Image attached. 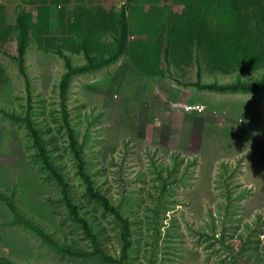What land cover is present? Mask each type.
<instances>
[{
	"label": "rangeland",
	"instance_id": "374dc122",
	"mask_svg": "<svg viewBox=\"0 0 264 264\" xmlns=\"http://www.w3.org/2000/svg\"><path fill=\"white\" fill-rule=\"evenodd\" d=\"M143 12L180 16L185 9L177 0H0V257L10 264H107L90 256L94 250L68 219L30 138L43 137L81 203L85 188L69 126L94 188L122 218L84 209L107 255H121L124 220L132 264H236L239 235L260 223L264 240V92L203 88L261 80L264 67L222 72L194 49L174 58L163 53L166 36L157 61L141 63L133 42L148 40L135 26ZM119 15L128 25L126 44L112 61L122 37ZM261 16H251L253 25ZM251 25L242 35L253 45ZM85 47L99 58L108 54L107 63L90 61ZM257 56H264L260 41L250 52ZM86 65L62 95L70 66ZM4 199L47 238L17 221ZM64 244L82 256L69 255Z\"/></svg>",
	"mask_w": 264,
	"mask_h": 264
},
{
	"label": "trees",
	"instance_id": "16d2710c",
	"mask_svg": "<svg viewBox=\"0 0 264 264\" xmlns=\"http://www.w3.org/2000/svg\"><path fill=\"white\" fill-rule=\"evenodd\" d=\"M184 6V14L178 16L172 14L171 16H162L158 12L148 13L143 12L139 18L140 23L135 24L136 28L145 33L148 37L147 42L136 41L133 42L137 49L138 55L136 58L141 62H147L153 65L157 61V53L159 56L162 45L160 44L161 36H166V46L163 53L167 55L169 52L175 55L174 58H186L191 49L196 52L204 51L211 63L216 65V69L222 72L230 71H250L259 70L264 67V56H257L250 58V52L255 49L260 41L264 43V13L263 5L264 0H177ZM43 8V7H42ZM46 9L47 8H43ZM261 14L263 18L260 22L254 21L251 16ZM106 17L105 23L108 28H112L111 20L116 19L115 14ZM124 15V14H123ZM137 18V20H138ZM99 19V18H98ZM119 35L122 34L120 40H117V46L110 45L109 51L114 48V52L110 55V59L116 60L122 54L126 44V29L128 27L126 19L119 15ZM243 20V22H241ZM47 24V19L41 21ZM117 23V22H116ZM251 25V35L255 37V42L252 44L244 43L243 32L245 28ZM261 23V24H260ZM118 24V23H117ZM75 30L82 32V28L77 24L73 25ZM22 39L25 42L26 34ZM119 39V38H118ZM246 47L241 49L240 47ZM107 47H104L106 49ZM83 51V50H82ZM88 59L93 62L107 63L103 61L108 57V54L102 57H97L91 54L88 48L85 47ZM84 52V51H83ZM23 52L21 53V61ZM160 60V58H159ZM84 68H74L70 66V72L65 76L62 82V95L67 94V90L72 77L79 73L88 70V65ZM150 72L156 71L153 68L149 69ZM157 73L162 74L161 70ZM205 90L217 93H257L264 92V78L251 82H237L235 85L230 86H215L209 85L203 87ZM30 117H27V121ZM28 121L27 127L31 128V123ZM69 126V122L67 121ZM33 146L38 159L41 161L45 170L48 171L52 182L55 184L59 192L61 203L64 205L68 219L78 229H82L85 239L89 241L90 246L94 250L90 256L100 258L107 264H132L130 255L132 252L133 242L131 240V231L128 228L126 220L123 221L122 230L120 233V241H122V251L119 258H114L107 255L101 246V237L99 231L96 230V225L92 219V215L84 211L88 206L94 207V210L101 208L106 214L114 216L119 221L122 220L118 210L109 204L107 199L99 194L86 173L85 163L81 151L77 148L78 142L73 129L69 126V144L74 153V157L78 162V175L83 180L84 193L83 201L79 203L75 196L72 194L69 184L65 176L59 171L58 166L53 161L50 151L47 147L46 141L37 132L33 133ZM10 206L13 213L16 215V220L23 223L31 231L36 232L39 236L47 238L42 228L35 222L27 219L24 215L21 216L19 210L8 199H4ZM99 207V208H98ZM257 224V223H256ZM255 231L248 232L244 235H239L241 241L240 248L238 249V256L233 260L236 264H264V240L261 238L262 230L260 223H258ZM216 236V234H214ZM53 243H57L53 240ZM224 243V241H222ZM65 245V244H64ZM67 246L69 255L82 256V253L76 252V246ZM233 247H235L233 245ZM235 251V248H231ZM86 252V251H85ZM89 254V253H88ZM0 264H10L0 257ZM164 264V263H163Z\"/></svg>",
	"mask_w": 264,
	"mask_h": 264
}]
</instances>
